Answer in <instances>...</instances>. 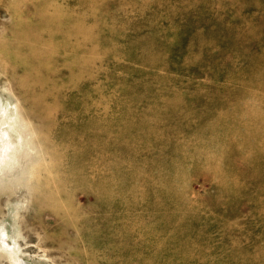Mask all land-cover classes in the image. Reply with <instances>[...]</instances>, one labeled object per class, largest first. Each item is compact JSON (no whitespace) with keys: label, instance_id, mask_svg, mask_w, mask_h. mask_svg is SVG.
<instances>
[{"label":"rangeland","instance_id":"1","mask_svg":"<svg viewBox=\"0 0 264 264\" xmlns=\"http://www.w3.org/2000/svg\"><path fill=\"white\" fill-rule=\"evenodd\" d=\"M0 264H264V0H0Z\"/></svg>","mask_w":264,"mask_h":264}]
</instances>
